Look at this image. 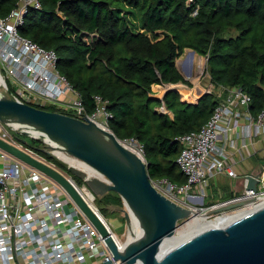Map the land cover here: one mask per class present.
<instances>
[{"label":"trees","instance_id":"trees-1","mask_svg":"<svg viewBox=\"0 0 264 264\" xmlns=\"http://www.w3.org/2000/svg\"><path fill=\"white\" fill-rule=\"evenodd\" d=\"M19 1L0 0V16ZM40 1L20 32L57 51V68L81 92L88 113L97 109L96 94L108 100L110 127L122 140L143 145L152 178L187 181L177 162L183 146L178 137L211 117L220 101L218 85L242 86L252 95L253 113L264 108V0ZM187 48L207 57L205 74L215 89L194 99L186 88L153 95L158 84L193 86L176 61ZM28 142L38 147L40 139ZM105 196L123 203L115 190L96 195L106 211Z\"/></svg>","mask_w":264,"mask_h":264},{"label":"built area","instance_id":"built-area-1","mask_svg":"<svg viewBox=\"0 0 264 264\" xmlns=\"http://www.w3.org/2000/svg\"><path fill=\"white\" fill-rule=\"evenodd\" d=\"M32 7L41 8L42 2L20 0L6 17L0 16V69L6 82L17 86L13 89L9 85L12 97L37 106L57 105L58 111L87 116L112 130L108 100L96 94L97 109L88 113L81 92L57 68V51L20 32ZM197 12L195 9L194 14ZM216 90L220 101L207 122L178 137L183 146L177 162L187 181L177 183L169 177L151 180L162 193L196 213L247 200L244 205L222 211V215L232 211L245 214L264 206V162L255 172L259 174L256 190L245 185L233 195L211 202L207 187L222 172L239 175L228 163L229 149L239 139L255 142L264 137V108L253 113L252 95L242 86L220 84ZM22 132L23 127L0 118V136L64 173L100 214L120 247H125L127 241L117 235L99 210L87 182L80 184L75 175L64 172L58 161L49 156H60L69 164L62 151L51 139L33 133L31 137L40 139L36 147L20 138ZM136 145L141 152L136 151L146 160L143 145ZM245 180L247 184L246 175ZM181 224L180 220L178 230ZM105 260H111L109 264H125L115 258L106 237L70 191L53 176L0 146V264H100Z\"/></svg>","mask_w":264,"mask_h":264},{"label":"water","instance_id":"water-1","mask_svg":"<svg viewBox=\"0 0 264 264\" xmlns=\"http://www.w3.org/2000/svg\"><path fill=\"white\" fill-rule=\"evenodd\" d=\"M196 53L195 49H191V67ZM6 84L0 69V118L3 121H18L22 126L35 128L42 136L58 142L56 148L67 156L82 159L106 176L107 179L91 174L69 161V170L87 182L95 197L110 190L119 192L123 197L127 206L124 211L128 232L132 237L121 248L100 214L64 173L0 136L2 148L42 169L70 191L106 237L115 258L125 264H264V206L242 214L223 226L205 229L169 246L177 234L180 220L196 212L158 190L152 183L148 163L140 153L128 146L113 130L87 116L81 118L46 109L6 95L1 90V86ZM24 132L33 134L30 129H24ZM246 177V188L256 190L259 174L251 172ZM245 203L247 200L220 205L206 214L210 216ZM131 209L140 218L141 234L133 228ZM110 262L105 260L100 264Z\"/></svg>","mask_w":264,"mask_h":264},{"label":"rangeland","instance_id":"rangeland-1","mask_svg":"<svg viewBox=\"0 0 264 264\" xmlns=\"http://www.w3.org/2000/svg\"><path fill=\"white\" fill-rule=\"evenodd\" d=\"M190 51H191V48H187L185 50V52L177 58L176 61L178 63L180 70L182 71L183 75L193 82V86H188L182 82H179L177 84H158V85L153 86V95L163 97V94L166 91V89H168L169 87H177V88H179L180 91H183L186 88L190 98L194 99L196 96L202 94L205 91L215 89V85L211 81L209 75L205 74V71L207 69V57L202 55V54L196 53L194 60H193V66L191 67L192 63H191V59H190ZM9 85L13 89L17 88V86L15 84H13L11 82L9 84V82L7 80V85H2L1 90L6 95L12 97V94L10 93ZM157 109L159 111H162V112L169 111L165 106H158ZM20 136L22 139L32 140V137L29 134H26L25 132H22L20 134ZM125 142L128 146H131V147L135 148V150L141 152L139 145H136L135 143L130 142V141H125ZM54 157L58 161L59 168H61L64 172H66L68 174L75 175L73 172H71L69 170V165H68L67 161L63 160L60 156H54ZM255 161H257L259 163V165L261 164L260 160L258 161L257 158H255ZM75 176H77V175H75ZM80 184H84V183H80ZM219 185H221V183H217L214 179H212L210 185L207 187L208 192H209V195L207 196V198L211 202L215 201V200H213L214 197H216L217 199L224 197L222 195L220 196ZM103 200H104V202H103L104 206L107 209V211L104 210L98 204L96 199H95V204L99 207V210L107 218L112 229L117 233V235L122 240L129 241L132 236L128 232V222H127V219L125 217V211H124V207H127V206L125 204L124 199H123L122 204H119L117 201H115V199H113V196H110V197L105 196L103 198ZM205 213L206 212L197 213V214L207 216ZM229 213H231V212H229ZM217 214H222V212L213 213L212 218L216 217ZM209 217H211V216H209ZM181 222H182V224L179 227V229L182 228L187 223L186 219H182ZM195 228H197V225H194L191 229H195ZM177 233H178V231H177Z\"/></svg>","mask_w":264,"mask_h":264},{"label":"crops","instance_id":"crops-1","mask_svg":"<svg viewBox=\"0 0 264 264\" xmlns=\"http://www.w3.org/2000/svg\"><path fill=\"white\" fill-rule=\"evenodd\" d=\"M236 146L229 149L228 163L237 169L239 175L231 176L225 172L212 178L219 185L220 196L228 197L236 191L245 188V175L251 172H258L264 162V137L258 138L255 142L249 141L247 138L239 139ZM255 158L260 160V165ZM217 199L214 197V200Z\"/></svg>","mask_w":264,"mask_h":264},{"label":"bare ground","instance_id":"bare-ground-1","mask_svg":"<svg viewBox=\"0 0 264 264\" xmlns=\"http://www.w3.org/2000/svg\"><path fill=\"white\" fill-rule=\"evenodd\" d=\"M13 123L16 124V126L23 127L24 129H30L32 131V133H34V134L41 135V133L38 130H36L35 128H33V127L29 128L27 126H22V124H20L18 121H13ZM46 137L51 139L48 136H46ZM51 140L53 141V143L55 145H58V142H56L53 139H51ZM61 155L64 158H66L67 160L71 161L72 163L77 164V165L83 167L84 169L88 170L91 174H96V175H99L102 178L107 179L106 176H104L97 169L93 168L91 165H89L88 163H86L82 159L77 158V157H69L64 152H62ZM131 210H132V213H133V226H134L133 228H134L135 231H138V233L141 234L143 232V230L141 229L140 218L137 216V214L135 213V211L133 209H131ZM241 215L242 214L239 213V212L237 213L235 211H232L231 213H226V214H223V215L220 214V215L217 216L218 218L217 217H213L212 218V217H209V216H205V215H201V214H197L196 213L190 221H188L182 228H180L178 230V233L172 238L169 246L178 244V243L190 238L191 236H193L196 233L201 232V231H203L205 229H208V228H211V227H214V226H223L227 222H229L230 220H232V219H234L236 217H239ZM194 225H197V228L191 229ZM137 264H144V262H139Z\"/></svg>","mask_w":264,"mask_h":264}]
</instances>
